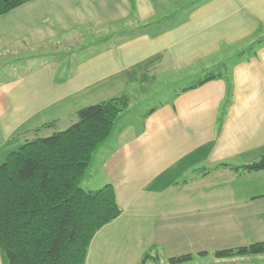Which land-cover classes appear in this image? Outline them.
Masks as SVG:
<instances>
[{
    "label": "crops",
    "instance_id": "obj_1",
    "mask_svg": "<svg viewBox=\"0 0 264 264\" xmlns=\"http://www.w3.org/2000/svg\"><path fill=\"white\" fill-rule=\"evenodd\" d=\"M87 32L92 42L58 62L30 51ZM244 45L254 48L243 55ZM232 47L242 56L229 84L184 90L193 81L143 117L131 104L116 117L81 186L111 185L120 215L96 232L85 264H264V253L214 256L264 242V169L216 167L264 153V0H30L0 16V60L17 58L0 78V164L25 140L69 127L80 108L196 77Z\"/></svg>",
    "mask_w": 264,
    "mask_h": 264
},
{
    "label": "trees",
    "instance_id": "obj_2",
    "mask_svg": "<svg viewBox=\"0 0 264 264\" xmlns=\"http://www.w3.org/2000/svg\"><path fill=\"white\" fill-rule=\"evenodd\" d=\"M28 1L0 0V16ZM253 48L250 46L248 52ZM216 69L219 73L206 72L184 90L222 77L229 84L225 69ZM128 104V98L121 95L82 107L66 129L25 140L6 155L0 164V251L7 264H85L92 238L120 215V209L111 185L85 190L81 183L94 152ZM216 167L257 172L264 169V153L250 164L220 163ZM263 253L261 242L217 251L214 256ZM192 257H174L168 262L182 263Z\"/></svg>",
    "mask_w": 264,
    "mask_h": 264
},
{
    "label": "rangeland",
    "instance_id": "obj_3",
    "mask_svg": "<svg viewBox=\"0 0 264 264\" xmlns=\"http://www.w3.org/2000/svg\"><path fill=\"white\" fill-rule=\"evenodd\" d=\"M119 32V31H118ZM105 33H101V35H104ZM84 36L82 38H80V36L75 37L73 39H65L64 41L60 42V44H45L44 46H40L37 47L35 50H30L31 53L35 54L36 57H38V59L40 61H56L60 56L59 53L63 52V51H67L68 49H74L77 50L76 52H78L79 48L78 46H82V48L87 44H89L90 42H92V40L94 39V35L96 34H91L89 32L83 34ZM75 39V40H74ZM245 46V45H244ZM242 47L241 49L242 54L245 53L246 51H248V48L252 45H249L248 47ZM78 48V49H77ZM237 47H232V48H227L223 51H221L218 55L212 57L210 60H208L206 63L203 62L199 67H198V76L194 77H190L187 79H184L185 76H187V74L182 75V77L178 80H175L173 82H170L169 86H167L166 84H163L162 81L159 82V84L155 85V83L152 86H150L149 88L143 90V92L141 94H137L136 97L134 98V100L132 101V97H128L127 95H125L128 98L129 105L131 104V110L130 113H132V115H141V117L144 116V114L149 111L151 108L157 106L160 102L166 101V100H170L171 96L173 93L179 91V89H181V87H186L187 85L192 84L193 81L197 82L200 77L204 76L206 74V72L212 71L214 73H219V70L216 69L217 67L219 68V66L223 67L226 71V73L228 72V68L231 65V62L234 60L235 57H239L238 54L239 52L235 51ZM88 49V46L85 50H82L81 52H85ZM82 55V53H79L77 56ZM244 55V54H243ZM242 56V55H241ZM75 58V57H73ZM17 58L12 57L11 58H7V60L5 59H1L0 60V78L1 77H10L11 75L15 74L14 70H9V67L7 64V62H11L13 60H16ZM19 59V58H18ZM58 62V60H57ZM23 63V61H22ZM11 65H13V67L16 66V64L12 63ZM204 70V71H203ZM203 72V73H202ZM158 83V82H157ZM164 86V88H162ZM127 107V108H128ZM126 108V109H127ZM125 109V110H126ZM39 137L41 136L40 134L38 135ZM160 264H164V262H161Z\"/></svg>",
    "mask_w": 264,
    "mask_h": 264
}]
</instances>
